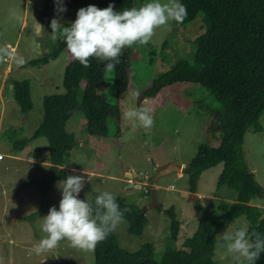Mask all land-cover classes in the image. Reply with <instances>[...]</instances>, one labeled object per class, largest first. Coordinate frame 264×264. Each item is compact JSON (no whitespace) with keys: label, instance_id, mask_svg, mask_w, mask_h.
<instances>
[{"label":"rangeland","instance_id":"obj_1","mask_svg":"<svg viewBox=\"0 0 264 264\" xmlns=\"http://www.w3.org/2000/svg\"><path fill=\"white\" fill-rule=\"evenodd\" d=\"M116 2L62 1L67 11L58 13L54 0H0V48L8 51V43L15 46L8 61L0 62V152L5 155L0 161V264H95V252L73 248L66 240L61 241L59 247L41 255L33 251L34 245L46 235L40 229L43 217L53 206L59 210L62 190L58 184L64 179L53 183L48 194L49 209L36 214L41 205L40 192L30 180L48 171L49 152L46 137L30 138L43 119V97L64 92L66 56L61 52L54 60L38 66L29 64V61L56 46L57 40L52 39L50 27L53 19H58L63 26H70L80 8L95 5L104 9ZM147 2L149 0H144V3ZM160 2L167 3L168 0ZM12 12L22 16L23 21H15ZM65 14L70 15L66 18ZM173 22L168 27L157 29L148 45H134L138 58L134 69L138 77H154L169 69L177 60L192 58L196 48L195 39L206 29L202 13L178 29H174ZM150 45L155 48L152 63L149 61ZM17 56L25 58L23 66L14 62L13 58ZM9 64L11 69L4 70L9 69ZM134 76L133 70V81ZM25 79L30 82L33 104L28 111H22L15 100L12 84L14 80ZM112 79L113 73H106L108 86L105 94L111 102L121 107V136L105 138L91 135L83 111L73 113L65 126L75 135L77 145L69 151L64 166L67 177L84 175L85 186L79 199L92 203L93 192L107 191L125 203H134L143 208L148 222L141 235L130 234L125 219L115 233L120 246L130 252L138 250L144 243L152 242L154 259L159 261L168 247L179 248L183 240L196 230L202 213L196 210L186 173L179 174L175 170L157 175V172L170 163L181 167L188 165L199 145L207 142L205 125L209 115L198 103L213 105L215 102L203 86L177 85L173 89L177 102L168 101L153 112L148 98H142L138 91L117 92ZM7 80L10 86L6 88ZM134 107L149 109L154 127L145 131L133 125L124 114ZM259 123L262 130L249 128L246 131L243 151L249 168L263 187V193L253 197L249 203L261 207L264 212V113ZM24 138H29V142L23 148L15 149V145ZM222 169L223 162H220L204 170L197 182L196 194L200 198V205L210 215L223 214L224 208L236 198L234 189L226 185L217 187ZM152 188H155L157 207L150 206L151 194L147 192ZM172 207L175 218L180 222L176 241L170 238L171 216L168 211ZM244 226L249 227L250 223L241 215L228 220L225 228L216 232L215 264H234L222 234Z\"/></svg>","mask_w":264,"mask_h":264},{"label":"trees","instance_id":"obj_2","mask_svg":"<svg viewBox=\"0 0 264 264\" xmlns=\"http://www.w3.org/2000/svg\"><path fill=\"white\" fill-rule=\"evenodd\" d=\"M138 2L117 0L114 10L119 12L144 4V0ZM179 2L187 7L188 15L182 24L173 22L174 29L191 22L199 13H202L206 28L195 39L196 48L192 58L179 59L166 71L154 77L141 78L134 69V63L138 60L134 46L125 48L113 73V85L119 93L140 92L142 98L150 100L153 112L168 101L177 102L173 90L177 85L205 87L215 102L213 105L198 103L209 115L205 125L207 142L199 145L196 155L182 171L188 175L190 192L196 193L200 174L223 162L217 187L226 185L234 189L236 198L224 208L223 214L210 215L204 211L198 197L195 207L202 215L196 230L183 240L179 248L168 247L159 261L154 259L152 242L144 243L138 250L130 252L120 246L114 231L97 245L95 264H215L216 232L224 229L228 220L241 215L248 219L249 230L255 229L264 234V212L261 207L249 203L253 197L263 193V187L249 168L243 151L246 131L249 128L262 130L259 118L264 113V0ZM150 51L149 61L152 63L155 48L151 45ZM61 52L66 56L64 92L43 97V119L30 138H47L50 164L43 176L30 180L41 195V205L36 214L49 209L48 194L53 183L67 178L64 161L69 151L77 145L75 135L65 126L73 113L83 111L91 135L119 138L122 133L121 107L111 102L105 94L108 83L104 63L93 58L91 67L84 68L73 59L65 42L57 39L54 49L31 59L29 64H46ZM133 70L134 81L131 78ZM12 84L14 98L21 110H30L33 104L29 80H14ZM5 86H10L8 80ZM30 139H21L14 148H23ZM147 193L150 194V191ZM99 194L92 193L93 204ZM117 202L122 210L129 209L124 217L128 232L141 235L148 222L145 210L134 203H125L120 199ZM168 212L171 216L170 238L176 241L180 222L175 218L173 207ZM256 264H264V253Z\"/></svg>","mask_w":264,"mask_h":264},{"label":"clouds","instance_id":"obj_3","mask_svg":"<svg viewBox=\"0 0 264 264\" xmlns=\"http://www.w3.org/2000/svg\"><path fill=\"white\" fill-rule=\"evenodd\" d=\"M54 2L58 13L67 11L62 6V0ZM76 15L70 26H63L58 19H53L50 24L52 39H62L73 59L84 68L91 67V60L95 58L104 63L106 73H114L125 48L148 45L157 29L168 27L172 21L182 24L188 12L179 0H168L167 3L149 0L139 8H125L119 12L112 4L104 9L89 5L80 8ZM11 16L17 22L23 21V17L16 12H12ZM9 55L7 49L0 48V62ZM13 59L18 66L26 63L23 56ZM124 115L133 125L145 131L154 127L153 116L147 108L134 107ZM84 186L82 174L69 175L59 182L58 188L62 190L59 210L53 206L43 217L40 229L46 235L34 245L36 255L59 247L64 240L73 248L94 252L99 243L125 222V213L129 209L122 210L114 194L102 192L93 204L78 198ZM222 239L234 264H256L264 253V234L255 229L249 230L248 226L225 232Z\"/></svg>","mask_w":264,"mask_h":264},{"label":"water","instance_id":"obj_4","mask_svg":"<svg viewBox=\"0 0 264 264\" xmlns=\"http://www.w3.org/2000/svg\"><path fill=\"white\" fill-rule=\"evenodd\" d=\"M175 170L180 172L182 170V167L170 163V164H167L166 166H164L163 168L159 169L157 172V175L166 174L168 172L175 171ZM132 173H133V175H136L135 172H132ZM128 176H130V174H128ZM150 194H151V199H152L150 206L151 207H157L158 202L156 200L155 188L151 189ZM192 198L194 199V201H196L198 199V196L195 192L192 193Z\"/></svg>","mask_w":264,"mask_h":264},{"label":"built area","instance_id":"obj_5","mask_svg":"<svg viewBox=\"0 0 264 264\" xmlns=\"http://www.w3.org/2000/svg\"><path fill=\"white\" fill-rule=\"evenodd\" d=\"M8 47V53L11 55L13 53V51L15 50V46H12V44L8 43L7 44ZM4 61H8V57L5 58ZM4 157V154L0 152V159H2Z\"/></svg>","mask_w":264,"mask_h":264},{"label":"crops","instance_id":"obj_6","mask_svg":"<svg viewBox=\"0 0 264 264\" xmlns=\"http://www.w3.org/2000/svg\"><path fill=\"white\" fill-rule=\"evenodd\" d=\"M65 15H66V18H68L70 14H69V15H68V14H65ZM4 64H5V63H4ZM6 69H7V70H10V69H11L10 64H9V69H8V68H5L4 70H6ZM7 75H8V74H5V76H7ZM3 81H4V80H3ZM3 81H2V82H3ZM4 158H5V155H4V157H3L2 159H0V161L3 160ZM47 161H48V160H47ZM49 165H50V164H49V162H48V163H47V167H49ZM156 165H157V164H156ZM158 167H161V166H158ZM183 168H184V167H182V170H183ZM78 170H79V169H78ZM182 170L179 172V174H182V173H183ZM27 181H28V180H27ZM40 201H41V195H40Z\"/></svg>","mask_w":264,"mask_h":264}]
</instances>
